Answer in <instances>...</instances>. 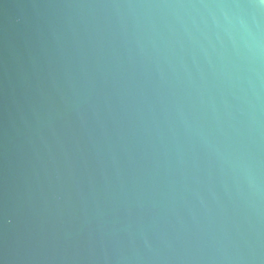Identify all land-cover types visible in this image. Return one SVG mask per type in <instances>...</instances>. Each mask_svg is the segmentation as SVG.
Segmentation results:
<instances>
[{
    "label": "water",
    "instance_id": "1",
    "mask_svg": "<svg viewBox=\"0 0 264 264\" xmlns=\"http://www.w3.org/2000/svg\"><path fill=\"white\" fill-rule=\"evenodd\" d=\"M0 264H264V0H0Z\"/></svg>",
    "mask_w": 264,
    "mask_h": 264
}]
</instances>
